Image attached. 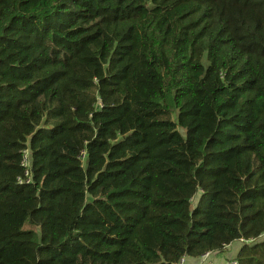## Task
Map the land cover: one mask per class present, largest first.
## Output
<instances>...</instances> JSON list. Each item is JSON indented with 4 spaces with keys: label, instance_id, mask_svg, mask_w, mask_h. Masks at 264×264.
Masks as SVG:
<instances>
[{
    "label": "trees",
    "instance_id": "16d2710c",
    "mask_svg": "<svg viewBox=\"0 0 264 264\" xmlns=\"http://www.w3.org/2000/svg\"><path fill=\"white\" fill-rule=\"evenodd\" d=\"M240 239L264 264V0H0V264Z\"/></svg>",
    "mask_w": 264,
    "mask_h": 264
},
{
    "label": "built area",
    "instance_id": "2783aa9c",
    "mask_svg": "<svg viewBox=\"0 0 264 264\" xmlns=\"http://www.w3.org/2000/svg\"><path fill=\"white\" fill-rule=\"evenodd\" d=\"M21 165L23 167L24 170V174L23 176L18 178V183L21 185L24 184H31L33 182V170H32V153L31 150L29 148H25L23 153H22V160H21ZM253 239L250 240H244V239H240L238 241V243L243 244V243H251L253 242ZM233 248V243L229 244L225 247L226 251H232ZM212 253H206L204 254L202 257H200V259L192 264H218L215 262H212L210 260V255ZM188 256H183L180 261L177 264H189L188 263ZM237 260L235 259H230L228 261H226L224 264H237Z\"/></svg>",
    "mask_w": 264,
    "mask_h": 264
},
{
    "label": "crops",
    "instance_id": "0c3cea01",
    "mask_svg": "<svg viewBox=\"0 0 264 264\" xmlns=\"http://www.w3.org/2000/svg\"><path fill=\"white\" fill-rule=\"evenodd\" d=\"M236 253H233V249H232L231 253L229 251H226V250L223 253H212L210 255V260L212 262H215V263H218V264H224L225 261L229 260L233 256V254H236ZM199 259L200 258H191V257H189L188 258V263L192 264V263L198 261Z\"/></svg>",
    "mask_w": 264,
    "mask_h": 264
},
{
    "label": "rangeland",
    "instance_id": "374dc122",
    "mask_svg": "<svg viewBox=\"0 0 264 264\" xmlns=\"http://www.w3.org/2000/svg\"><path fill=\"white\" fill-rule=\"evenodd\" d=\"M239 248H240V244L239 243H235L234 244V248H233V253H236L237 250H239Z\"/></svg>",
    "mask_w": 264,
    "mask_h": 264
}]
</instances>
